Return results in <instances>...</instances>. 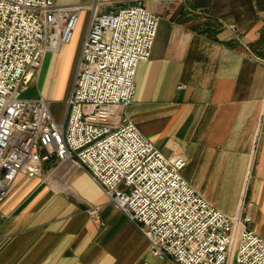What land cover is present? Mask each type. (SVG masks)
<instances>
[{"label":"crops","instance_id":"1","mask_svg":"<svg viewBox=\"0 0 264 264\" xmlns=\"http://www.w3.org/2000/svg\"><path fill=\"white\" fill-rule=\"evenodd\" d=\"M131 4L160 22L123 115L165 156L184 155L182 176L216 208L238 215L244 206L264 239V0ZM86 32L80 21L70 43L44 54L36 98L51 93L59 70L72 66L73 74ZM58 88L52 100L67 103ZM90 205H101V223ZM0 209V264H172L70 161L52 158L40 175H18Z\"/></svg>","mask_w":264,"mask_h":264},{"label":"built area","instance_id":"2","mask_svg":"<svg viewBox=\"0 0 264 264\" xmlns=\"http://www.w3.org/2000/svg\"><path fill=\"white\" fill-rule=\"evenodd\" d=\"M143 0H0V207L20 174L43 163L81 166L109 201L142 231L151 253L172 264H264V239L238 215L216 208L182 176V154L165 156L122 113L136 93L160 17ZM126 2L116 9L102 6ZM90 11L65 117L58 123L44 97L23 98L47 52L70 43ZM101 205L87 213L101 223ZM6 216L0 209V223Z\"/></svg>","mask_w":264,"mask_h":264},{"label":"rangeland","instance_id":"3","mask_svg":"<svg viewBox=\"0 0 264 264\" xmlns=\"http://www.w3.org/2000/svg\"><path fill=\"white\" fill-rule=\"evenodd\" d=\"M73 1V0H72ZM71 0L69 1H62V2H66V3H70L72 2ZM91 0H81L82 3H89ZM58 3H62L60 1L57 0ZM124 4H126V2H114L111 3L109 5H105L102 6L100 11L103 12L105 10H109V9H116L120 6H123ZM89 18H90V11L89 9L85 8L82 11V15H81V23L85 24V26L88 28L89 25ZM47 53H54V52H47ZM41 66V65H40ZM77 69H78V63L75 66L74 72L73 74L71 73L72 68L69 67V69L67 68L66 70L63 71L62 75L60 70L55 74L54 78L51 79L50 81V86H51V93L47 95L46 100L48 101L49 105H50V109L51 112L55 118V120L58 123H62L65 117V113H66V107H67V103H54L55 101H53V96L56 93V90L58 88V86L60 87V90H62V93L66 92V96L69 97L70 92L72 90V86L75 80V76L77 73ZM38 72V71H37ZM70 72V74H68ZM66 75V77H65ZM37 76V74L35 75V77ZM35 77L33 79V81L35 80ZM61 77V80L59 81ZM30 84L29 88L27 91L23 92L21 94V97L23 98H36L38 96H41L40 90H39V85L36 84L35 82ZM71 81V83H70ZM70 83V85H69ZM69 86V87H68ZM65 90V91H64ZM61 93V95H62ZM77 166V165H75ZM81 167V166H79ZM87 174L88 172L86 171V169H84L83 167H81ZM89 175V174H88ZM90 176V175H89ZM91 177V176H90ZM92 178V177H91Z\"/></svg>","mask_w":264,"mask_h":264},{"label":"bare ground","instance_id":"4","mask_svg":"<svg viewBox=\"0 0 264 264\" xmlns=\"http://www.w3.org/2000/svg\"><path fill=\"white\" fill-rule=\"evenodd\" d=\"M70 64V63H69ZM72 67V66H71ZM65 68H67V67H65ZM68 69H69V67H68ZM68 74H70V72L68 73ZM65 77H66V75H65ZM61 80V79H60ZM59 89V88H58ZM62 91V90H61ZM65 91V90H64ZM59 93H60V91H59Z\"/></svg>","mask_w":264,"mask_h":264}]
</instances>
